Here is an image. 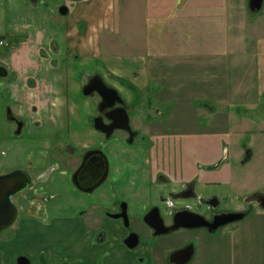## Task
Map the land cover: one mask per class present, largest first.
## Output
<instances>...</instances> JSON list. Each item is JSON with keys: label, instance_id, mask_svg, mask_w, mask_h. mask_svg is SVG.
I'll list each match as a JSON object with an SVG mask.
<instances>
[{"label": "rangeland", "instance_id": "obj_1", "mask_svg": "<svg viewBox=\"0 0 264 264\" xmlns=\"http://www.w3.org/2000/svg\"><path fill=\"white\" fill-rule=\"evenodd\" d=\"M61 1L46 0L43 2L40 0V3L44 4L46 10L50 12V15L44 11L45 16L41 13L35 16L34 11L31 9L34 6L32 0H28V3L23 0H8V28L13 29L12 31L15 32L18 30V34L33 35L35 29L40 27L49 34L53 31V35L59 41L61 39L65 40L62 34L66 33L67 21L72 19L73 22L76 15L72 13L60 14L57 8ZM75 1L77 3L81 0ZM83 3L85 5L82 6V11L88 19L78 22L77 28L74 25L73 28L78 30L80 26H85L81 28L90 37L92 35L93 52L88 55L82 54L80 51L77 53L79 55L74 53V59L67 63V65L74 68L72 75H66L62 69L64 97L68 99L65 108L73 111L78 118L69 119L70 122L67 126L81 130L85 134L86 129L83 128L88 125L91 127L89 128L91 132L87 129L90 132L89 135L86 134L88 136L87 141L104 140V136L93 126V116L98 114V103L101 102V97L97 93L85 96L82 91V86L88 82L90 76L100 74L110 87L118 90L123 98L124 106L126 105L125 107L130 116L131 126L134 128L132 130L136 132L133 147L125 144L130 141V136L125 131L117 130L112 136L105 139L108 141L111 157L119 156L121 153L118 151L123 149L131 152L133 149L130 148L135 149L139 146L144 151L146 150L144 153L146 157L153 159L157 157V154L151 151L150 147L153 148L155 144H158V146L170 144L175 148L174 151L181 153L182 158H186L184 161L188 164L185 166L184 171L192 172L191 175L198 176L199 183L211 177L212 174L213 176L217 175L216 180L221 178L218 182L222 183L228 181L229 178L234 182H242L252 174L256 182L255 188H253H260V186L264 188V180L259 178L261 174L264 175V135H262V132L253 130L245 132L248 137L242 135V137H246L244 138L248 143L252 134H255L252 145L249 146L252 149L251 153L254 159L243 165L241 163L243 158L239 159L243 138L240 139L239 137L244 132L242 130L236 132L230 144L226 146L224 137H219L220 141L214 140V136H218V134L212 133L217 129L211 125L212 119L208 121L206 120L208 116L199 115L197 108L204 107V109L209 110L208 107L217 104L201 99L182 100L178 98L179 93L173 101L166 100L168 94L163 79L164 72L161 70L165 61L180 62L170 70L172 73L181 75L180 67L188 62V59L184 62L182 57L187 58L186 51L189 47L199 45V35H188L186 21L181 22L183 9L186 7L194 8V0L189 5H187V0H85ZM112 10L114 13H112ZM34 17L37 18V21L35 18L33 25L20 28ZM42 20H44L43 23ZM178 20L179 22L176 24L175 22ZM196 29L197 27L194 26V31ZM215 31H219V29H215ZM219 37L217 35L215 41ZM76 38L78 39V42H76L77 47H88L87 36L82 35ZM95 40L96 44L94 43ZM209 41L207 39L199 46L211 48L213 43ZM66 43L69 44L68 41ZM73 43L67 45L68 48L69 46L72 48ZM95 45L96 49L94 48ZM214 45L215 48H218L216 42H214ZM164 50L166 51L164 52ZM47 51H50V49H47ZM166 52L168 56H166ZM155 64L157 65L156 72L149 69L150 65L153 67ZM54 65H56V62ZM38 76L46 78L45 73L41 71H39ZM155 77H158V79L154 80ZM121 79L133 83L137 89L129 87ZM176 91H180L179 86H177ZM85 97L91 102L90 104L85 103ZM5 98L7 99V96ZM183 98H186L184 94ZM7 106L8 102L6 100L0 114V133L4 135L1 139L5 138L3 144L7 152L4 155L5 163L0 166V174L12 171V165L16 163L18 166L28 167L30 173L37 175L46 166H31L30 164L32 163L30 160L34 161V157L30 158V154L37 153V159H39L42 152L41 150L38 151V147H32L33 145L28 142L27 127L20 135L13 134V137H18L19 141L12 147H8V137L11 138V133H8V124L13 123L7 121L4 117ZM235 114L238 115L236 117L238 118L243 116L244 112L236 111ZM217 119L222 121L220 117ZM226 119L222 123H226ZM26 120H32L30 114H28ZM216 126H220L219 123ZM5 130H7V136H5ZM48 135L50 134L44 136L47 137ZM52 137L57 138L58 144H60L62 152H59L58 158L67 159L69 152L67 147L72 145L67 132L60 131L56 137ZM54 139L52 140L55 141ZM76 143L78 144L75 148V154L78 156L82 150L79 141H76ZM143 146L148 148L144 149ZM51 153H53V147L47 151L46 157H49ZM140 155L139 153L137 156ZM125 156L128 157L129 155ZM248 156L244 161H247ZM78 161V159H74L70 166L74 168ZM55 162V166L59 169H56V177L51 182L56 183L64 180L61 183L63 184L68 181V177L70 178L71 169L67 166H60L62 161L57 160V158H55ZM198 162H200L203 171L201 169L195 171ZM223 171H226L227 174L225 173L224 177H220L218 174ZM61 184L56 183L55 187ZM253 188H240L238 185H233L228 195L234 199L237 193L239 196H244L251 193L254 190ZM144 189L145 186L142 191ZM199 189L201 188L199 187ZM61 190L62 188H58L55 196H51L55 192L53 190L47 193H39L35 197L21 194L13 198L19 207V218L15 228H9L0 234L2 255L10 257L11 264H18L19 256L31 257L32 264H61L57 263L61 259H63L62 264H68L67 261L69 260L75 261L73 264H127L125 257L122 258L120 254L117 255L118 251L124 252L120 239L121 234L116 231L106 232L104 241H101L100 236L103 234L101 232L105 228H100L97 224L92 223L89 218L90 214L86 211L85 203H77L72 207L60 205L55 206V208H52L53 204L49 206L46 203L53 202V199L63 201L64 193ZM260 209L257 208L255 216H258L260 222L264 224V210ZM133 214L141 215L142 213L135 212ZM165 214H167V211H165ZM252 218L253 216H247L244 221ZM244 221L231 224L215 234H206L203 229H180L167 237L165 236L166 238H161L160 245L155 246L159 250L163 249L162 246L165 244L167 251H170L190 239L194 241L196 235L200 234V236H197L199 250L191 264H261V261L256 262L250 247L248 250L242 244L233 246L232 241L235 238H238L237 240L241 239L242 234H239V232L245 224ZM133 223L134 228L139 232L145 235L150 233L142 221H133ZM17 227L19 228L18 234H16ZM233 227L239 228L232 229ZM257 234L261 245H263L264 229L258 230ZM42 235H47V239L57 238V244L54 245L55 258L45 257L39 252L40 237ZM21 238L23 239L21 240ZM166 241H168L167 244ZM213 241L217 244L212 245ZM143 243L137 251L144 256V261L150 262V258L153 261V259L159 260L164 257L157 248H154L152 237L144 239ZM151 243L153 247L150 246ZM7 249L11 251L8 252ZM167 251H164L163 255ZM151 253L152 257L150 256ZM2 264L9 263L3 261Z\"/></svg>", "mask_w": 264, "mask_h": 264}, {"label": "crops", "instance_id": "obj_2", "mask_svg": "<svg viewBox=\"0 0 264 264\" xmlns=\"http://www.w3.org/2000/svg\"><path fill=\"white\" fill-rule=\"evenodd\" d=\"M23 1L28 3V0ZM83 1L85 0L72 3L70 13L76 16L73 22L72 19L67 21L66 33L62 34L65 40L61 39L59 41L53 35V31L49 34L40 27L35 29L33 35L18 34V30L16 32L12 31L13 29L8 28L7 25L8 0H0V41L3 42L0 44V65L6 67L9 71L8 76H0V114L7 100L13 114L21 116L24 121L21 133L27 127L28 142L33 145L32 147H38V151L41 150L42 152L39 159H37V153L30 154V158L34 157V161L30 160L32 166L35 163L36 165H44L45 162L50 161L52 153L49 157H46V154L49 149L54 148L55 141L52 140L54 139L52 136L56 137L60 131L67 132L71 142L76 143V141H79L82 147L91 143V141H87L88 136L86 135L91 132V129H89L91 127L85 125L83 129H86V131L83 134L81 130L67 126L70 122L69 119L78 118L73 111L65 108L68 99L64 97L62 73L63 69L66 75L73 74V66L67 65V63L74 59V53L77 54L80 51L82 54L88 55L93 52L92 35L90 37L89 34L85 33V30L82 29L85 26H80L78 30L73 28V25L77 28L78 22L88 19L82 11V6L85 5ZM32 2L34 6L31 9L34 11L35 16L38 13L45 16L44 11L50 15V12L46 10L44 4L40 3V0H32ZM191 2L192 0H187V5ZM194 5V8L186 7L183 9L181 22L186 21L188 35H199V45L207 39L213 45L211 48L199 45L189 47L186 51L187 58L182 57L184 62L188 59L189 63L186 62L187 64L180 67L181 75L172 73L170 70L180 62L165 61L161 70L164 72L163 79L168 94L166 100L173 101L179 93L178 98L182 100L201 99L217 104L208 107L209 110L204 109V107L197 108L199 115L208 116V119H206L208 121L212 119L211 125L217 128L212 133L218 134V136H214V140L220 141L219 137H224L226 146L230 144L233 135L242 130L244 134L239 137L240 139L243 138L239 159L244 158L246 151L250 149L251 155L249 154L247 159L251 162L254 156L249 146L252 145L255 134H252L248 143L246 137H242V135L248 137L245 132L253 130L262 132V135H264V4L262 9L256 12L250 10L249 0H194ZM112 13H114L113 10ZM35 18H32L30 22L20 28L33 25ZM179 20L175 23L177 24ZM41 22L43 23L44 20ZM194 26L197 27L196 31H194ZM215 29H219V31H215ZM82 35L87 36L88 47L76 46V42H78L76 37ZM217 35L220 37L215 41ZM66 41L69 44L74 42L72 48L71 46L68 48L67 45L69 44ZM214 42H216L218 48H215ZM94 43L96 44V40ZM94 48L96 49V45ZM47 49H50V51H47ZM166 56H168L167 52ZM55 62L56 65H54ZM149 69L156 72L157 65L155 64L153 67L150 65ZM39 71L44 72L46 78H40L38 76ZM153 79L157 80L158 77ZM177 86L180 87L178 92L176 91ZM183 94L186 98H183ZM85 103L90 104L91 102L86 98ZM8 106L4 117L7 121L13 123L8 124V133H11V138L8 137V147H12L19 141L18 137H13V134L17 136L21 133H16V124L7 117ZM236 111H243L244 115L236 118L238 116L235 114ZM28 114H30L32 120H26ZM219 117L222 121L217 119ZM225 118H227L226 123H222L225 122ZM217 123L220 126H216ZM205 128L202 129L206 130ZM5 134L7 136V130H5ZM45 134L50 135L45 137ZM1 137H4V135L0 133V166L5 163L4 155L7 154L3 144L5 138L1 139ZM235 137L237 138L236 135ZM54 140L58 139L55 138ZM12 166V170H28V167L18 166L16 163ZM225 173L227 174L226 171H223L218 175L221 177ZM216 176L212 174L211 177L202 180L203 188L210 186L214 181L221 180V178L216 180ZM259 178L264 180V175L261 174ZM224 181L226 180L224 179ZM255 183L252 174L242 182H234L229 178L228 181L222 183V187H219L218 190L221 189L220 192L227 195L233 185L252 189ZM260 221L258 216H253L248 221L245 220L242 227L244 233H241L240 242H238V238H235L234 242L237 245L244 244V248L247 247L248 250L250 247L256 262L261 261L260 263L263 264L264 243L261 245L257 234L258 230L264 229V224ZM18 232L19 228L17 227L16 234ZM46 236L42 235L40 237L39 252L45 257L55 258L54 245L57 244V238L47 239ZM36 245L38 246V244ZM117 253V255L120 254L124 258V252L118 251ZM2 254L0 250V264L3 261L11 264L10 257H5ZM28 258L32 260L31 257ZM73 262L75 261H67L68 264H73ZM57 263L62 264L63 259Z\"/></svg>", "mask_w": 264, "mask_h": 264}, {"label": "flooded vegetation", "instance_id": "obj_3", "mask_svg": "<svg viewBox=\"0 0 264 264\" xmlns=\"http://www.w3.org/2000/svg\"><path fill=\"white\" fill-rule=\"evenodd\" d=\"M74 1L75 0H62L58 5V12L60 13V8L62 6H67V14H69L71 11L70 7H72L71 5ZM91 77H93V75L89 77V80L91 79ZM93 94H96V92L92 93L91 95ZM100 103L101 102L98 103V114L96 116H93V123L95 117L98 116L102 117L106 123H110L111 120L108 118L110 110L112 108L121 106L122 104L116 103L114 107L106 108L101 111ZM124 104L125 103H123V105ZM9 107L10 106H8V108ZM18 117L22 119L21 116ZM14 124H16L17 126L16 122H14ZM117 130L125 131L130 136L129 131L127 130L116 129L115 131ZM98 131L104 136V140L95 139L94 142L91 141V143L85 147L80 146L82 152L78 156L75 154V148L77 147V144L72 143V145H68L67 147L69 149L68 157L64 160L58 158L59 152L62 151L60 148V144H58L59 141L55 140L50 161H47L44 165H41L46 167L43 168V170L39 174L33 175L27 169H23L30 175L31 184L30 187L23 189L15 196L24 194L35 197L39 195V193H47L53 190L55 192L51 196H55L57 192L56 190L58 188H62L61 191L62 193H64L63 201L60 202L56 199H53V202L49 201L46 203H48L49 206L53 204L52 208L60 205H63L65 207H72L77 203H85L86 211L89 212V218L91 219L92 223H94V225L97 224V226L100 228H105V230L101 232L103 233L100 236L101 241H104L106 232L110 233L111 231H116L118 234H121L120 239L121 244L124 247V257L127 261V264H157L158 262V264H173L171 262V255L175 251L183 249L189 245L194 246V256L192 258L193 260L197 256L199 250V245L197 244V236H200V234L196 235L194 241L190 239L170 251H167V246L165 244L162 246L163 249L159 250L155 245H160V241L162 240L161 238L165 236L167 237L180 229H203L206 234H215L216 232L223 230L225 227L230 226L231 224L243 222L244 218L246 219L247 216H255L257 214V208H261L260 210H264V207L260 205L261 203H264V188H261V186L260 188L257 187L256 189H254V187V190L251 193L244 196H239V194L237 193L238 195L236 194L234 199L231 198L228 194L223 195L220 192L221 189L220 191L218 190V188L222 187L223 185L218 181H214L213 184L202 189L204 184L202 181H200L201 183H199V180L197 179L198 176L191 175L192 172L188 173L189 171H184L185 166L188 164V162L186 163L184 161L186 158H182L181 153H177L176 151H174L175 148L170 144H164V146H158V144H155L153 148L150 147L151 151L157 154V157L153 159H150L151 157H146V155L144 154L146 150L144 151L139 146L135 147L137 151H135L134 148H130L133 149L131 152L127 149H123L121 151H118L119 153H121L119 156L111 157L109 153L110 151L108 141L105 140L108 139V137L104 132L100 130ZM135 138L136 135L134 136V139L132 141L126 142L125 144L133 147ZM143 148L147 149L148 147L143 146ZM89 151L95 152L87 156V153ZM139 153L141 155L137 156ZM102 154H105L107 156V163L105 162ZM125 155L129 156L127 157ZM246 156L247 155L245 154L241 162L243 163V165H246L245 163L249 161V159H247V161H244V159H246ZM55 158H57V160L59 161H62V165L60 164V166H67L71 169V173L69 174L71 179L68 177V181H65V183L63 184L61 183L64 180L62 182H56L57 184H61L58 187H55L56 183L51 182L53 178L56 177V169H59L55 166ZM74 159H78L79 161L73 168L72 166H70V163ZM34 166L37 165L35 164ZM200 167L201 164L200 162H198L195 171L199 169L202 170V167ZM63 169L65 170V168ZM77 171L79 173L77 175L78 185H76L73 180L74 173ZM144 186L145 189L143 190V193L142 188ZM199 187L201 189H199ZM157 199L158 201H156ZM28 207H30V205H28ZM43 207L48 208L47 206ZM155 208H158L160 210L161 217L166 226H172L175 221V214L177 212L185 210L202 216L210 223L219 222L221 216L225 213L241 212L244 214V216L239 220H235L219 226L215 231H211L207 226L194 228L180 227L177 230L170 231L166 234L155 236L154 229H152L144 221L146 213L152 211ZM165 211H167V214H165ZM135 212L142 214L134 215L133 213ZM120 214H124V216L113 217L114 215ZM125 214H127V223L129 225L126 224L127 218L125 217ZM185 218L186 217L182 218L181 221H185ZM133 221H142L144 225L149 229L150 233L148 235H145L139 232L136 228H134ZM100 224L101 226H99ZM15 225L16 223L9 228H15ZM239 227H233L232 229H238ZM134 233H137L139 235L140 242L136 247L130 248L125 243V240ZM240 233H244L243 229H241ZM151 237L154 242V248H157V250L161 252L162 256L164 257L161 258V256V259H153V261L152 258H150L151 260L150 262H148L144 261V256L138 253L137 250L144 244V239ZM167 242L168 241H166V244ZM232 243L233 246H237L234 241H232ZM214 244H217V242L215 243L213 241L212 245ZM150 246H152V243L150 244ZM242 246H244V244H242ZM164 251H167L165 255H163ZM151 255L152 253L150 254V256ZM192 260L188 264H191Z\"/></svg>", "mask_w": 264, "mask_h": 264}, {"label": "water", "instance_id": "obj_4", "mask_svg": "<svg viewBox=\"0 0 264 264\" xmlns=\"http://www.w3.org/2000/svg\"><path fill=\"white\" fill-rule=\"evenodd\" d=\"M264 4V0H249V7L252 12L261 10ZM60 13L65 15L68 13V7L62 6ZM9 75V71L3 65H0V76L6 77ZM83 94L91 95L92 93H98L101 97L100 110L103 111L106 108H112L116 103H121V106L112 108L108 114L110 123H106L102 117L98 116L94 119V127L110 137L116 129H124L130 133V141L134 139L136 132L132 130L130 124V116L123 105L124 100L119 94L118 90L110 87L104 78L100 74H96L83 86ZM8 119L17 123L16 133L20 134L24 126V121L18 116H15L10 108L7 109ZM95 151H89L87 156L93 154ZM105 162H108L107 156L102 154ZM78 171L74 173L73 180L77 184ZM105 176V175H104ZM31 179L30 175L23 169H15L7 173L0 174V234L13 226L19 218V207L15 203L13 197L23 189L30 187ZM264 207V203L260 204ZM124 216V214L114 215L113 217ZM244 216L241 212L225 213L221 216L219 222L210 223L202 216L189 212L187 210L180 211L175 214L174 224L172 226H166L161 212L158 208L146 213L144 217L145 223H147L152 229H154V235L159 236L166 234L170 231L177 230L180 227L194 228L200 226H207L211 231H215L219 226L230 223L235 220H239ZM127 218V214H125ZM185 221H181L182 218ZM126 219V224L128 223ZM140 242L139 235L137 233L131 234L125 243L130 247H136ZM194 256V246L189 245L183 249L175 251L171 255V262L173 264H188ZM18 264H31V260L27 256H19Z\"/></svg>", "mask_w": 264, "mask_h": 264}, {"label": "trees", "instance_id": "obj_5", "mask_svg": "<svg viewBox=\"0 0 264 264\" xmlns=\"http://www.w3.org/2000/svg\"><path fill=\"white\" fill-rule=\"evenodd\" d=\"M121 81H123L124 83H126L129 87L133 88V89H137V87H135V85L127 80L121 79ZM250 154V149H248L246 151V155Z\"/></svg>", "mask_w": 264, "mask_h": 264}, {"label": "built area", "instance_id": "obj_6", "mask_svg": "<svg viewBox=\"0 0 264 264\" xmlns=\"http://www.w3.org/2000/svg\"><path fill=\"white\" fill-rule=\"evenodd\" d=\"M3 42L2 41H0V44H2Z\"/></svg>", "mask_w": 264, "mask_h": 264}]
</instances>
